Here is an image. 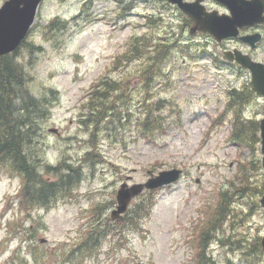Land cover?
I'll return each mask as SVG.
<instances>
[{
    "label": "rangeland",
    "instance_id": "1",
    "mask_svg": "<svg viewBox=\"0 0 264 264\" xmlns=\"http://www.w3.org/2000/svg\"><path fill=\"white\" fill-rule=\"evenodd\" d=\"M56 17L67 21L65 28L45 32ZM166 31L175 38L174 46L145 93L139 57L123 63L128 57L123 54L135 36L152 45ZM257 31L263 35L251 49L237 39L216 42L206 33L189 34L188 27L182 30L171 20L168 6L160 0H41L25 39L39 49L21 46L15 58L29 72L28 86L36 96L51 97L48 88L56 92L49 110L37 119L27 155L39 171L45 162H79L82 178L71 196L50 208L27 210L19 206L20 176L0 167V264H195L196 234L213 213L220 190L231 180L239 184V164L249 156L227 141L229 127L223 121L227 112L219 118L226 90L241 88L250 75L224 61L222 54L238 48L264 63V25ZM116 58L121 63L116 64ZM103 77H119L122 85L127 82L126 103L119 105L127 107L130 124L107 125L95 137L98 150L91 147L89 132L78 120L85 96ZM145 94L149 102L165 100L159 113L167 126L151 142L136 124ZM263 105L264 99L255 96L244 114L260 119ZM90 149L100 154L84 160ZM257 157L261 158L259 145ZM174 167L182 169L181 176L155 190L150 213L138 221V228L106 236L89 255L73 248L96 219V206L99 218L109 217L116 190L126 177L130 176L129 184L143 182L148 169L156 173ZM257 178L262 180V168L251 172V180ZM259 197H237L235 205L243 212L237 210L214 230L208 251L216 264H246V257L264 264L261 248L246 253L247 248L244 252L240 247L260 243L264 236Z\"/></svg>",
    "mask_w": 264,
    "mask_h": 264
},
{
    "label": "trees",
    "instance_id": "2",
    "mask_svg": "<svg viewBox=\"0 0 264 264\" xmlns=\"http://www.w3.org/2000/svg\"><path fill=\"white\" fill-rule=\"evenodd\" d=\"M129 6L127 5L126 8L129 9ZM66 22L56 17L46 25L45 29L48 30L45 32L51 34L65 28ZM174 40L175 38L168 31L152 45H148L143 37L135 36L128 53L123 54V56H128L123 63L139 57L141 67L138 72L142 78L145 93H148L151 87V80L162 72L163 59L168 55L171 46H174ZM21 46L29 48V51L39 49V46L26 40L21 42L19 47ZM18 49L13 53L0 55V167H7L21 178L18 191L20 208L27 210L33 206L50 208L58 199L72 195L73 188L82 178L81 164L79 162L66 163L64 160L56 165L45 162L43 171H39L34 162L29 159L27 148L32 140V134L36 133L37 119L49 110L50 100L53 99L56 91L48 88L47 91L52 96L46 98L36 96L30 90L29 72L15 58ZM118 58H116V64L121 63ZM122 83L119 77H103L94 83L85 96L78 121L87 128L93 149L100 150V144L96 142L95 137L111 122L115 121V125L119 127L130 124L129 114L124 111L127 107L119 105L120 103L125 104L127 100L124 95L127 82L123 85ZM255 96L249 80L245 81L241 88L234 87L226 90L224 113L219 120H222V116L227 112L223 120H226L229 127L227 141L240 149L247 150L249 156L244 159L245 162L239 164V172L236 175L240 177L239 184H234L231 180L229 187L220 190L213 213L208 217L206 224L199 228L196 234L199 237V249L195 264H216L208 251V246L217 226L228 221L237 210L243 212V209L235 205L236 198L248 196L252 199L262 193L261 178L251 180V172L261 169L260 159L257 157L260 142L259 121L244 114L245 107ZM148 99V94L142 97L143 111L137 118L136 124L145 140L151 142L157 134L165 131L167 121L159 113L165 100L149 102ZM98 150L86 151L84 160L92 155H99ZM154 192L155 190H146L140 194L134 206L128 208L121 220L111 221L106 216L99 218L100 214L97 213L99 207L96 206L94 208L97 214L96 219L86 228L83 237L73 248L80 255H89L101 245L106 236L114 234L118 236L122 232L125 234L128 228H138V221L150 213L154 204ZM253 203L258 204L257 201ZM240 247L241 249L246 247L247 251L244 250L246 253L250 249H254L251 253L260 251L258 241H255L250 246L251 248L243 243ZM245 259L246 264H254L251 258L246 257Z\"/></svg>",
    "mask_w": 264,
    "mask_h": 264
},
{
    "label": "water",
    "instance_id": "3",
    "mask_svg": "<svg viewBox=\"0 0 264 264\" xmlns=\"http://www.w3.org/2000/svg\"><path fill=\"white\" fill-rule=\"evenodd\" d=\"M41 0H5L0 6V55L13 52L26 37ZM176 3L180 10L191 20L189 33H207L217 42L228 38H238L239 41L254 48L261 39L259 32L240 35V29L264 22V0H215L226 6L228 13H220L216 9L208 10L204 0L185 2L183 0H166ZM225 61L235 62L250 73V82L253 91L264 98V63L256 61L249 54L240 49L223 51ZM264 113V105H263ZM57 132L55 128L50 129ZM260 154L262 166V194L259 198L264 208V114L259 120ZM182 173L180 168H170L154 173L147 170L148 177L144 182H135L129 185L122 182L116 191V205L110 211L112 220L122 219L131 200L145 189L152 190L169 185L178 180ZM261 249L264 252V236L260 239ZM135 264H154L138 261Z\"/></svg>",
    "mask_w": 264,
    "mask_h": 264
},
{
    "label": "flooded vegetation",
    "instance_id": "4",
    "mask_svg": "<svg viewBox=\"0 0 264 264\" xmlns=\"http://www.w3.org/2000/svg\"><path fill=\"white\" fill-rule=\"evenodd\" d=\"M183 1L191 2V1H194V0H183ZM162 3H164L165 5L168 6V9L170 10V18H171V20L174 21V22H177L182 30L185 27L189 28L191 26V23H192L191 20L186 15L183 14V12L180 10V8L178 7V5L176 3H170V2H167V1H162ZM203 3H204V5L206 6L207 9H217L219 12H228L226 6H224L223 4L218 3L215 0H204ZM263 14H264V12H263ZM263 25H264V22L260 23V24H256V25H254L252 27H248V28L244 27V28H242L240 30V33L244 34V33L258 32L257 29H259V27H261ZM261 35H263V34L261 33ZM225 41H229V39L224 40L222 42H225ZM257 96L258 95H256V97Z\"/></svg>",
    "mask_w": 264,
    "mask_h": 264
}]
</instances>
